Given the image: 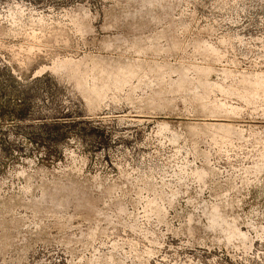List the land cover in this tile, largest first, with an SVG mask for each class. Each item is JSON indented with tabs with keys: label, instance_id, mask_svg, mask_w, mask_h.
Here are the masks:
<instances>
[{
	"label": "rangeland",
	"instance_id": "obj_1",
	"mask_svg": "<svg viewBox=\"0 0 264 264\" xmlns=\"http://www.w3.org/2000/svg\"><path fill=\"white\" fill-rule=\"evenodd\" d=\"M0 264H264V0H0Z\"/></svg>",
	"mask_w": 264,
	"mask_h": 264
}]
</instances>
